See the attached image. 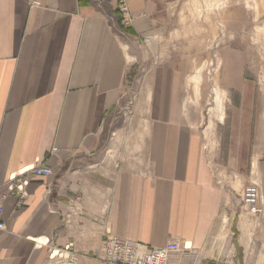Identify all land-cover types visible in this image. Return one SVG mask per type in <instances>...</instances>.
<instances>
[{
	"label": "crops",
	"instance_id": "obj_1",
	"mask_svg": "<svg viewBox=\"0 0 264 264\" xmlns=\"http://www.w3.org/2000/svg\"><path fill=\"white\" fill-rule=\"evenodd\" d=\"M184 1L126 0L123 26L116 0H0V264H47L58 251L104 264L107 235L176 241L184 250L169 264H264V214L242 208L250 182L264 202L259 111L212 157L187 102L188 60L148 61V46L188 44L176 43ZM138 62L145 132L110 135ZM41 165L49 177L28 176L23 199L10 192L12 177Z\"/></svg>",
	"mask_w": 264,
	"mask_h": 264
},
{
	"label": "rangeland",
	"instance_id": "obj_2",
	"mask_svg": "<svg viewBox=\"0 0 264 264\" xmlns=\"http://www.w3.org/2000/svg\"><path fill=\"white\" fill-rule=\"evenodd\" d=\"M187 2L180 13L176 43L188 44L148 46L153 51L148 61L153 65L172 54L188 60L183 83L189 92L187 102L202 116L209 155L223 158L229 145L237 144L229 141L233 123L246 118L251 125L256 111L264 120V0H192L190 10ZM140 66L135 63L126 79L123 106L108 127L110 135L145 132L144 113L136 111ZM241 185L233 184L236 189Z\"/></svg>",
	"mask_w": 264,
	"mask_h": 264
},
{
	"label": "built area",
	"instance_id": "obj_3",
	"mask_svg": "<svg viewBox=\"0 0 264 264\" xmlns=\"http://www.w3.org/2000/svg\"><path fill=\"white\" fill-rule=\"evenodd\" d=\"M78 3L83 0H76ZM117 12L121 24L127 26L131 22V14L126 0H116ZM52 171L47 166L33 167L26 174L12 177L9 190L17 192L20 199L25 197L24 188L28 183V176L49 177ZM17 206H21V200ZM242 208L245 212L260 216L264 214V202L260 184L250 182L242 191ZM3 221V207L0 206V231H5ZM184 247L176 241H170L161 247H148L136 241L107 235L100 245V251L95 256L104 264H169L174 255L181 254ZM76 258L72 254L63 255L61 252L52 253L47 264H74Z\"/></svg>",
	"mask_w": 264,
	"mask_h": 264
}]
</instances>
